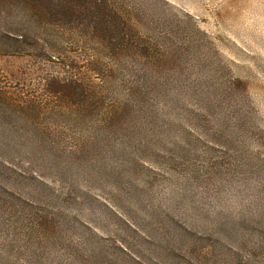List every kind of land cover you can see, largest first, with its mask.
Returning <instances> with one entry per match:
<instances>
[{"label": "rangeland", "instance_id": "obj_1", "mask_svg": "<svg viewBox=\"0 0 264 264\" xmlns=\"http://www.w3.org/2000/svg\"><path fill=\"white\" fill-rule=\"evenodd\" d=\"M0 264H264V0H0Z\"/></svg>", "mask_w": 264, "mask_h": 264}]
</instances>
